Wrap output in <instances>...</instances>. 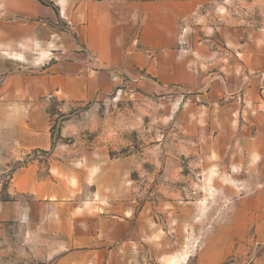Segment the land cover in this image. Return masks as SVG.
I'll list each match as a JSON object with an SVG mask.
<instances>
[{"label": "rangeland", "instance_id": "obj_1", "mask_svg": "<svg viewBox=\"0 0 264 264\" xmlns=\"http://www.w3.org/2000/svg\"><path fill=\"white\" fill-rule=\"evenodd\" d=\"M70 15L66 4L54 28L59 37L45 24L40 51L11 42L20 37H6L4 27L11 23L0 18V264H53L59 254L29 217L38 209L33 197L13 192L15 179L33 173L43 187L61 194L77 178L86 198L93 189L91 169L107 189L103 206H123L124 219L140 216L144 235L132 248L133 264H207L227 248L218 239L228 235L237 201L251 190L241 187L250 167H231L212 147L207 109L220 103L208 97L210 82L147 90L126 80L88 101L64 99L51 88L52 66L95 58L77 43ZM191 26L192 48L204 43L206 52L226 55L224 29L250 42L264 31V0H216ZM73 43L76 50L68 51ZM209 73L226 76L217 68Z\"/></svg>", "mask_w": 264, "mask_h": 264}, {"label": "crops", "instance_id": "obj_2", "mask_svg": "<svg viewBox=\"0 0 264 264\" xmlns=\"http://www.w3.org/2000/svg\"><path fill=\"white\" fill-rule=\"evenodd\" d=\"M215 1L52 0L45 5L43 0H2L0 18L11 23L4 27L6 37H20L9 41L40 51L45 24H50L52 37H59L54 28L67 4L77 43L95 56L52 66L51 88L67 100L94 99L126 80L147 90L176 84L201 88L210 82L208 97L213 105L220 103L207 109L212 114V147L218 149V160L226 155L230 166L250 167V177L240 184L251 190L237 201L228 235L218 239L227 248H215L220 251L207 264H264V31L256 32L250 42L247 35L241 41L236 30L224 29L226 55L206 52L204 43L192 48L191 21ZM73 44H68V51L76 50ZM196 67L203 68L198 75ZM213 68L226 76L212 77ZM90 173L93 189L86 198L77 178L75 187L65 186L61 194L43 187L33 173L21 174L11 187L33 197L31 204L38 209H31L29 217L39 223L46 243L58 245L53 264H133L132 248L144 235L140 216L128 211L124 219L123 206H103L107 189L96 170Z\"/></svg>", "mask_w": 264, "mask_h": 264}]
</instances>
